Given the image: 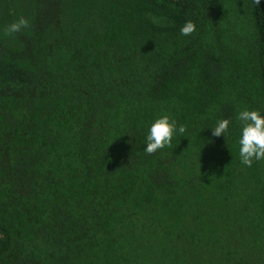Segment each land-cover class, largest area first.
<instances>
[{
  "label": "trees",
  "instance_id": "trees-1",
  "mask_svg": "<svg viewBox=\"0 0 264 264\" xmlns=\"http://www.w3.org/2000/svg\"><path fill=\"white\" fill-rule=\"evenodd\" d=\"M244 108L264 112V0H0V264H264ZM161 115L188 132L148 155Z\"/></svg>",
  "mask_w": 264,
  "mask_h": 264
},
{
  "label": "clouds",
  "instance_id": "clouds-1",
  "mask_svg": "<svg viewBox=\"0 0 264 264\" xmlns=\"http://www.w3.org/2000/svg\"><path fill=\"white\" fill-rule=\"evenodd\" d=\"M262 0H254L256 6H260ZM29 27V21L21 16L16 22L7 26L4 35L12 37ZM196 31V24L186 21L180 29L182 36H191ZM239 128L236 139L240 163L251 168L254 163L264 161V112L244 108L236 115ZM230 119H220L211 128L213 137H224L230 133ZM188 132L185 125L177 124V121L169 115H161L154 118L146 128L145 147L143 151L152 155L160 150L171 148L175 136H184Z\"/></svg>",
  "mask_w": 264,
  "mask_h": 264
}]
</instances>
